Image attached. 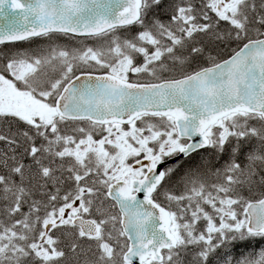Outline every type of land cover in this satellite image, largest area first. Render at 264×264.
<instances>
[{
	"label": "snow or ice",
	"instance_id": "6c2138e0",
	"mask_svg": "<svg viewBox=\"0 0 264 264\" xmlns=\"http://www.w3.org/2000/svg\"><path fill=\"white\" fill-rule=\"evenodd\" d=\"M0 125V264H264V0H0Z\"/></svg>",
	"mask_w": 264,
	"mask_h": 264
},
{
	"label": "trees",
	"instance_id": "16d2710c",
	"mask_svg": "<svg viewBox=\"0 0 264 264\" xmlns=\"http://www.w3.org/2000/svg\"><path fill=\"white\" fill-rule=\"evenodd\" d=\"M164 2H165V4H167L169 2V0H164ZM158 14L161 16V18H166L165 15H164L163 10H161ZM68 43H71V42H68ZM205 46L214 55L217 54V53H219V55L221 57L226 56L230 52L231 48L236 47V45L234 43L230 46V48H225V46L223 44L216 45V44H213V43L208 42V41H205ZM198 63L199 64H205L206 61L204 59H200L198 61ZM8 131H9V129H8V126L7 125H0V133L7 134ZM11 131L12 132H15L16 131L15 126L12 127ZM5 148H6V145L3 142H0V149H5ZM226 158L227 157H225V159ZM241 159H243V157H241ZM201 160H205V161L211 160V162L216 167H219L220 164L223 163V160L216 161L213 157H210L207 154V152H204L202 155L201 154H197L195 156V159L194 160H192V161H183L182 162V166L173 175V177H172V179L170 181V185H174V184L177 183V181L180 179V177L182 176L183 172L185 171V169L187 167L195 166V165L199 164L201 162ZM260 247H264V244H261L259 241L255 245H252V246L246 245L245 246V248H250V250H254V251H258ZM243 250H244V248L238 249L237 250V254H238L239 251H243Z\"/></svg>",
	"mask_w": 264,
	"mask_h": 264
},
{
	"label": "water",
	"instance_id": "95a60500",
	"mask_svg": "<svg viewBox=\"0 0 264 264\" xmlns=\"http://www.w3.org/2000/svg\"><path fill=\"white\" fill-rule=\"evenodd\" d=\"M173 163L175 162V161H172Z\"/></svg>",
	"mask_w": 264,
	"mask_h": 264
}]
</instances>
